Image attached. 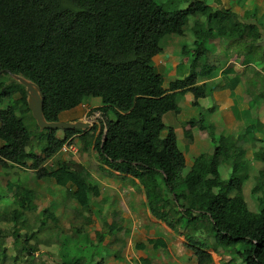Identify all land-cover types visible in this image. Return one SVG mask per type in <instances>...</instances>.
Here are the masks:
<instances>
[{
    "label": "crops",
    "instance_id": "1",
    "mask_svg": "<svg viewBox=\"0 0 264 264\" xmlns=\"http://www.w3.org/2000/svg\"><path fill=\"white\" fill-rule=\"evenodd\" d=\"M189 1L202 2L204 12L189 22L184 36L162 40L153 67L165 90L189 75L196 55L211 73L196 80V86H205V97L197 105L191 92L180 97L174 111L164 116L165 130L159 137L165 139L168 129L173 130L184 156V174L202 181L211 179L215 150L224 149L220 177L239 181L229 195L226 218L237 225L242 216L256 214L244 193L248 181H255L252 194L264 191V0ZM194 50L201 53L194 56ZM186 67L188 72L178 73ZM1 88L10 89L8 83ZM99 106L96 100L85 102L60 115V122L81 121L89 127L65 143L75 152L60 151L48 160V177L38 179L28 166H0V193L8 197L0 209L8 202L14 213L23 191H30L25 206L32 208L24 210V217L26 226L34 227L33 238L25 240V226L0 220L5 232L19 229L18 238L6 237L9 246L19 249L5 255L3 264H243L239 252L246 247L236 250L238 259L217 249L234 246L219 242L210 221L197 218V212L192 213L195 220L186 217L185 208L162 185V174H121L104 163L96 147L97 131H91L97 113L93 110ZM41 132L34 124L28 131L26 148L34 156L42 153L35 150L36 143H46L38 141ZM56 137H64L62 129ZM62 164L80 166L87 183L62 170ZM18 177L24 183L12 181L21 180ZM23 245L32 248V255Z\"/></svg>",
    "mask_w": 264,
    "mask_h": 264
},
{
    "label": "trees",
    "instance_id": "2",
    "mask_svg": "<svg viewBox=\"0 0 264 264\" xmlns=\"http://www.w3.org/2000/svg\"><path fill=\"white\" fill-rule=\"evenodd\" d=\"M204 10L198 1L170 13L156 0H0V77L7 75L10 87L0 92V166H28L38 179L46 178L48 160L82 133L64 129V137L59 139L57 130H44L38 141H46V146L41 155H32L26 148L30 127L24 115L31 117L27 94L12 75L40 89L46 122H60L62 113L88 99H99L100 106L93 112L101 118L91 131H97L96 147L104 163L121 174H162V185L173 201L185 208L186 217L209 220L210 229L224 245H246V250L239 252L243 264H264V201L256 214L242 216L239 224L227 222L232 204L229 195L239 181L231 177L224 182L220 177L224 149L215 150L211 179L202 181L184 174V156L173 130L168 129L165 139L159 137L165 130L164 116L174 111L180 97L191 92L194 105L205 97V86H196V80L209 76L211 67L199 64L196 54L201 52L195 50L189 75L165 90L152 59L162 52V40L184 36L190 30V20ZM199 46L193 45L190 52ZM4 84L0 82V88ZM16 95L19 97L12 100ZM60 167L81 184L87 183L80 166ZM23 194L14 213H10L8 202L0 209V220L25 226V240H31L34 227H27L24 217V210L32 208L25 206L30 191ZM7 199L0 193V205L5 206ZM194 211L197 218H193ZM6 231L0 228L3 244L6 237H19L18 228ZM4 248L7 252L6 245ZM23 248L32 255L30 246Z\"/></svg>",
    "mask_w": 264,
    "mask_h": 264
},
{
    "label": "rangeland",
    "instance_id": "3",
    "mask_svg": "<svg viewBox=\"0 0 264 264\" xmlns=\"http://www.w3.org/2000/svg\"><path fill=\"white\" fill-rule=\"evenodd\" d=\"M161 6H162V8L165 10V11H167V12H170V13H173V12H176V11H180V10H182L184 7H186L187 5H188V3L190 2L189 0H156ZM193 20H190V22H192ZM188 27H189V25H188ZM187 29H189V28H187ZM210 45H211V47H212V44L210 43V41L208 42V48L210 47ZM206 48H207V46H206ZM195 51V50H194ZM188 53H191V52H188ZM152 65L154 66V64H153V61H152ZM185 70H186V72H188V67H186V69H180V71L178 72V73H182V72H185ZM9 77L7 76V75H2L1 77H0V82H3V83H5V84H7V83H9V79H8ZM4 84V85H5ZM3 91H5V88H1L0 89V92H3ZM17 99L18 98V95H16V96H14L13 98H12V100H14V99ZM98 101V103H100V101H99V99H96V98H91V99H88V100H86V103H89V102H94V101ZM65 113V112H64ZM64 113H62L61 115H63ZM68 114V113H67ZM25 116V123H26V126H28V127H31V125L32 124H34V122H33V120L31 119V117H30V115H28V114H25L24 115ZM23 116V117H24ZM63 116H61V118H62ZM101 117H100V115H98V117H96V119H94L93 118V121L95 122V125H98V120L100 119ZM96 120V121H95ZM46 146V143L45 142H39V143H36V145H35V150H37V151H39V152H42V150H43V148ZM224 168L225 167H223V171H224ZM221 172V175L223 176V178H225V174H224V172ZM229 176V175H228ZM228 176L226 177V179L225 180H227L228 179ZM19 178V177H18ZM19 179H21V180H17V179H12V181H14V182H17V183H24V179L23 178H19ZM254 185H255V181H252V180H249L248 181V184H247V186H246V188L244 189V193H245V196H246V198H247V200H248V206H249V208H250V210L251 211H253L254 213H257L259 210H260V208H261V206H262V203H263V201H264V191H261V190H259L258 192H260L259 193V195H260V199L259 198H257V197H259V195L258 194H252V189H253V187H254ZM254 198V199H253ZM29 231V230H28ZM200 241H205V240H200ZM31 244H33L34 245V242H32ZM5 245H6V248L8 249V251L6 252L5 251ZM32 245V246H33ZM9 248H8V247ZM18 247V245H16V244H12L11 246H9V244H7V242L5 243V244H3L2 243V239H0V264L2 263L3 264V261L5 260V255H7V253H8V255H10L16 248ZM34 247V246H33ZM245 247H247L246 245H243V244H239V245H236V246H234V247H230L229 249H228V251H225V248L223 249V248H217V249H221V250H224V252L225 253H227V254H229V255H231L233 258H236V259H238V255L236 254V250L237 251H241V250H243V249H245ZM228 248V247H227ZM19 248H17L16 250H18ZM17 252V251H16ZM16 254H18V253H16ZM7 258V257H6ZM24 264H27L26 262L24 263Z\"/></svg>",
    "mask_w": 264,
    "mask_h": 264
},
{
    "label": "water",
    "instance_id": "4",
    "mask_svg": "<svg viewBox=\"0 0 264 264\" xmlns=\"http://www.w3.org/2000/svg\"><path fill=\"white\" fill-rule=\"evenodd\" d=\"M11 77L25 88V92L27 94V106L39 131L59 129L82 131L86 130L89 127V123H83L81 121H77L74 123L46 122L42 112L44 97L40 89L34 83L25 80L22 77L15 75H12Z\"/></svg>",
    "mask_w": 264,
    "mask_h": 264
},
{
    "label": "built area",
    "instance_id": "5",
    "mask_svg": "<svg viewBox=\"0 0 264 264\" xmlns=\"http://www.w3.org/2000/svg\"><path fill=\"white\" fill-rule=\"evenodd\" d=\"M98 116V114L96 113V117ZM61 152L64 153H68V152H75V147L73 145L70 144H64L60 150Z\"/></svg>",
    "mask_w": 264,
    "mask_h": 264
}]
</instances>
